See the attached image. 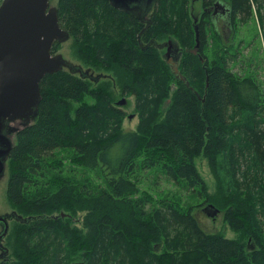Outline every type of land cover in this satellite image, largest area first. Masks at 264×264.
I'll return each instance as SVG.
<instances>
[{"label": "trees", "instance_id": "trees-1", "mask_svg": "<svg viewBox=\"0 0 264 264\" xmlns=\"http://www.w3.org/2000/svg\"><path fill=\"white\" fill-rule=\"evenodd\" d=\"M180 1L156 0L151 25L143 30L133 16L107 0H58L59 26L74 39L82 56L106 71L112 67L118 71L124 81L122 95L134 97L138 123L133 130L122 127L125 113L113 106L109 81L92 86L87 80L97 78L65 70L41 79L37 115L28 126L18 127L8 155V201L19 206L26 203L31 189H44L33 177L44 181L52 159L62 167L72 156L71 164L99 170L104 183L77 184L69 178L55 192L27 200L38 215L19 222L31 225L22 228L24 240L15 246L9 264H69L72 254L81 264H264L263 84L253 70L246 75L245 69L242 74L230 70L227 61L230 64L231 51L239 44L225 46L220 36L212 37L210 45L218 46L212 59L202 63L191 54L192 20L187 4ZM211 1L203 0L202 5ZM226 2L240 26L250 21L256 7L264 41V0ZM203 21L204 15L199 52L208 43ZM238 28L233 29L235 34ZM138 35L145 44L176 36L189 50L177 66L189 86L175 78L158 48L138 45ZM258 35L256 31L254 37ZM58 45H52L51 54ZM253 52L251 59L259 66L261 60ZM174 82L177 86L170 93ZM165 99L170 100L163 112L160 105ZM139 158L142 167L157 166L177 184L199 187L202 200L223 212L224 223L237 239L205 233L193 209H178L164 200L148 217L132 197L136 187L131 178ZM197 158L205 160L216 177L219 188L214 193L196 170ZM74 208L83 213L81 226L48 218Z\"/></svg>", "mask_w": 264, "mask_h": 264}, {"label": "rangeland", "instance_id": "rangeland-1", "mask_svg": "<svg viewBox=\"0 0 264 264\" xmlns=\"http://www.w3.org/2000/svg\"><path fill=\"white\" fill-rule=\"evenodd\" d=\"M2 2V1H1ZM180 2H185L188 6V16L190 15V7L194 6L199 13L203 7L202 3L203 0H200L199 3L192 4L191 0H181ZM1 4V3H0ZM49 7H54L58 9V0H50ZM259 13L256 11V7L253 8V14L246 24L238 25V32L234 38H232L233 46L235 47L239 44V49L233 48L231 51V62L228 63L227 54L223 57L227 61V65L229 66L230 70L236 74H242V69L245 72V75L249 73L251 70L255 71V76L262 82L263 90H264V65L262 63V58L264 54V49L262 43H260V47H258V42L255 39L254 42V35L257 31L258 33L262 31L263 27L259 23ZM192 22V21H191ZM231 37V36H230ZM172 40L174 41L178 47L181 48L182 52L180 58L185 57V52L189 53V50L184 49L179 39L174 36H166L163 38H158L159 42H164ZM240 40L244 41V44H240ZM248 42H253V46L250 47L246 46ZM59 45L55 50V55L60 54L63 56L65 60L68 62L73 63L74 65L81 66L83 71L88 73L93 78H98V81H89L92 83V86H96L101 82H108L110 85L109 90L111 92V102L113 106L121 109L125 113V118L123 119L122 127L125 130H133L136 128L138 123V116L136 115L135 111V101L133 96H124L122 95L121 86L123 85L124 81L120 78V75L114 67L111 68V71H106L103 66L96 65L92 59L85 58L79 53L77 43L74 39L69 36L68 39L64 42H58ZM228 44V43H227ZM256 47V48H254ZM213 49L212 46L209 44L205 47L203 54L208 56V59H212L213 57ZM259 53L258 58H260L261 62L260 65L257 66L254 59L249 61V64H252L250 67H246L248 65L247 60L251 55L254 54V51ZM160 57L162 59V53L160 50L158 51ZM214 52H218V46L216 45ZM220 52H225V50H221ZM205 57V56H204ZM206 58V57H205ZM207 59V60H208ZM163 60V59H162ZM246 61V62H244ZM74 76L79 77L78 74ZM177 84L174 82L170 85V93L175 89ZM122 99H127L125 105H118L117 102L121 101ZM85 101H89L88 96H85ZM170 99H165L164 102L161 103L162 111H167V105L165 102ZM73 106H77L73 104ZM128 117H131L130 119ZM12 127L18 128V122L12 123ZM10 139L13 141L14 134L8 135ZM72 156L65 159L67 162L64 163L62 167L55 165L54 159L51 162L50 166V173L47 175L46 179L42 181L41 178L36 176L33 177V181L37 182L39 186L45 187L42 190H33L31 189L30 193L27 195L26 203L15 206L11 204L6 195V187L8 183V178L11 172L10 162L8 160L5 161V168L3 176L0 178V216L5 214H12L15 212L16 214L22 215L24 218L28 217H36V212L34 209L30 207L27 203V200H30L33 196L46 193L55 192L61 185V183H68L69 178H72L75 183L79 184L87 180L92 184H103V176L101 175L100 171L97 169H83L78 168L74 164H71ZM143 161L142 158H139L136 161V169H134L132 181H134L136 191L133 193L132 197H134V201L138 202L140 206L143 207V210L148 214V217L152 218L154 210L159 206L161 201H167L174 204L178 209H186L191 208L193 209V215L197 220L199 227L208 234H221L227 239L235 240L237 239V233L232 232L228 226L224 223L223 219V212L219 211L215 217H210L207 212L204 210L207 203L202 200V193L199 194L200 189L199 187H195L193 189H189L185 187L183 184H177L172 181L170 178L165 176L163 172L157 167H150L144 168L142 167ZM196 170L202 178V180L206 183L207 190L211 193H214L219 187L216 181V177L207 166L206 161L203 159L197 158L195 160ZM31 185H34L32 182ZM75 185V184H74ZM77 186V185H76ZM103 187V185H100ZM33 187V186H32ZM83 213L79 212L77 208H74L70 211H65L64 209L53 212L51 215H48V218L56 220L57 218L62 219L65 223L69 226H81L80 220L82 218ZM31 223L26 225H22L19 222L9 220L8 222V230L4 237V239H0V244L4 246L6 249V255L0 260L2 262H7L8 264L14 260V251L15 246H20L23 242V238L21 235L22 228H26L24 226H30ZM2 232V227L0 226V234ZM32 248L31 246H28ZM2 251H0V255ZM69 264H81V259L76 255L72 254L69 258Z\"/></svg>", "mask_w": 264, "mask_h": 264}, {"label": "water", "instance_id": "water-1", "mask_svg": "<svg viewBox=\"0 0 264 264\" xmlns=\"http://www.w3.org/2000/svg\"><path fill=\"white\" fill-rule=\"evenodd\" d=\"M114 8L126 11L151 7L155 0H107ZM68 33L59 26L57 10L49 7V0H2L0 4V178L8 160L13 141L8 136L18 128L28 126L37 115L40 102L39 83L46 74L65 69L71 72V63L60 54L51 55L54 42H64ZM199 34L195 30L194 50L199 46ZM79 69V67H74ZM175 78H185L172 68ZM85 74L82 73V76ZM98 79V78H97ZM187 86L188 83H187ZM125 105L126 99L117 102ZM129 119L131 117H128ZM210 217L218 210L212 205L204 208ZM26 223L29 220L17 215L0 216L2 239L8 230V221ZM6 253V250H4Z\"/></svg>", "mask_w": 264, "mask_h": 264}, {"label": "flooded vegetation", "instance_id": "flooded-vegetation-1", "mask_svg": "<svg viewBox=\"0 0 264 264\" xmlns=\"http://www.w3.org/2000/svg\"><path fill=\"white\" fill-rule=\"evenodd\" d=\"M199 1L200 0H191V3L196 4V3H199ZM153 4L151 5L150 8L144 11H141L140 9H137V10L134 9L129 12L122 8L118 10L133 16L142 25L143 30H146L151 25V12L153 10ZM203 15H204L205 21H203L202 23V29H203V32L206 33V40L208 42L207 45H209L212 42V37L215 35L218 37L220 36L222 38V41L225 44V46H232L233 44L232 38H234V35L236 36L233 29L236 27L238 28V25H236L235 20H232L231 18V12L229 10V6L226 0H212L208 6L202 7L200 13L196 8H194V6L190 7V17L192 20L191 28L194 31V35H195V30L199 34L200 18ZM258 34H259L258 37L256 38L254 37V42L256 39L258 42V47H260V43H262V46L264 48V41H263L262 33L259 32ZM137 39H138V45L140 44L142 47H149L150 45H153L155 48H158V50H160V52L162 53V58L170 66L171 69L174 66L177 67L178 64L181 62L180 56H181L182 50L180 47H178V45L174 41L168 39V41L157 42L155 39V40H150L147 44H145L143 43L144 41L142 37L140 38L139 35L137 36ZM249 43H250L249 44L250 47H252L253 42H249ZM198 48L196 50L192 49L191 54L198 57L200 61L204 63V61L208 59V56L203 54L202 49L199 52ZM257 55H259L258 52H257ZM204 56L206 57L205 59L203 58ZM251 56L247 60V63L252 60ZM258 61L260 62V60ZM251 65L252 64L248 63L246 67H250ZM75 66L79 67V69H75L74 68ZM70 68H71V72L68 69L67 71L71 73L72 75L78 74L79 76H82V73L83 74L86 73L83 71L81 66L74 65L73 63H71ZM204 72L206 73V70ZM206 78H207V73H206ZM184 83L187 85L186 78H185ZM1 250L2 249H1V244H0V251Z\"/></svg>", "mask_w": 264, "mask_h": 264}, {"label": "bare ground", "instance_id": "bare-ground-1", "mask_svg": "<svg viewBox=\"0 0 264 264\" xmlns=\"http://www.w3.org/2000/svg\"><path fill=\"white\" fill-rule=\"evenodd\" d=\"M123 149V148H122ZM97 152V151H96ZM100 162V161H99ZM102 162V161H101ZM26 219H28V220H30L31 218L30 217H28V218H26ZM1 249H6L4 246H2L1 245Z\"/></svg>", "mask_w": 264, "mask_h": 264}]
</instances>
